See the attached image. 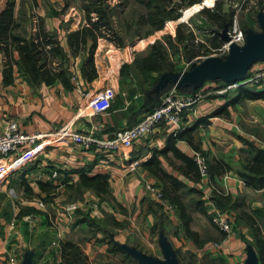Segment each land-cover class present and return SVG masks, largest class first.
I'll list each match as a JSON object with an SVG mask.
<instances>
[{"label": "crops", "instance_id": "crops-1", "mask_svg": "<svg viewBox=\"0 0 264 264\" xmlns=\"http://www.w3.org/2000/svg\"><path fill=\"white\" fill-rule=\"evenodd\" d=\"M12 1V16L19 24L15 33L27 39L37 33L40 25L44 32L52 34L63 58L58 66L57 59L47 55L46 67L53 72L60 69L64 76L50 79V83L31 81L19 71L15 51L8 55L0 52V133L7 121H13L22 133L46 135L29 159L11 164L25 153L26 149H22L5 160L11 170L0 181V264H58L59 247H49L56 233L58 243L78 245L76 238L80 234L99 238L100 224L113 231L108 237L112 248L106 250L105 256L118 253L124 264H138L131 251L158 262H163L164 252H168L176 264H248L249 257L256 264H264V247L261 255L257 249L258 240L264 246V188L246 185L237 174L249 157L255 153L264 155V85L242 84L264 60L250 63L242 79L225 83L214 70L200 71L208 58L219 59L222 69L229 66L227 52L218 48L186 61L180 57L176 63L178 73L166 72L158 77L151 74L156 81L149 90H137L134 82L122 87L120 66L131 64L135 54L143 50L135 49L141 40L115 48L98 38L93 48L89 40L70 47L66 35L85 25L79 6L77 11H61L50 4L29 6ZM214 1L202 9H210ZM6 2L0 0V12ZM227 4L223 10L228 6L234 10L230 29L224 25L213 33L198 16L200 8L186 10V14L192 12L187 23L194 42L208 44L216 38L222 45L223 31H240L242 46L248 31L260 33L257 16H264V2L257 6V0H230ZM245 26L251 28L242 32L240 27ZM152 42L147 39V45ZM182 73L176 93L201 94V99L181 114L177 128L159 123L130 148L118 151L53 142L51 133L65 124L74 133L97 141L112 139L149 113L170 90L172 78ZM232 84L237 87L228 88ZM238 89L260 93L261 98L237 100ZM100 92L109 94L110 108L104 114L92 115L85 107L86 100ZM193 149L205 159V177L194 178L186 166L184 158L192 159ZM133 160L138 166L128 171L126 166ZM253 167L258 177L257 171L263 168L257 163ZM80 176L102 177L103 192L82 188L78 184ZM146 184L162 195L166 190L170 211L145 190ZM39 202L42 208L37 207ZM68 203L78 204L79 209L62 212V206ZM91 204L97 207L87 208ZM28 209L35 213L23 214ZM214 211L229 219L228 235L211 225ZM28 214L34 215L33 223L22 220ZM151 233L156 235L157 258L146 253L152 248L148 242ZM91 242V238L83 242L86 250L81 253L89 252Z\"/></svg>", "mask_w": 264, "mask_h": 264}, {"label": "trees", "instance_id": "trees-1", "mask_svg": "<svg viewBox=\"0 0 264 264\" xmlns=\"http://www.w3.org/2000/svg\"><path fill=\"white\" fill-rule=\"evenodd\" d=\"M36 1L28 0L30 6L36 4ZM201 1L117 0L115 4L110 5L107 0H78V6L83 14L85 25L75 32L68 33L66 35L67 42L72 47L71 45L75 42L76 46H80L86 40H89L91 42L90 48H93L96 39L102 38L113 44L115 48H122L132 44L134 40L140 41L153 33L164 30L165 23L176 22L182 10L199 4ZM206 1L203 0V2ZM12 2V0H7L4 9L0 12V52L8 55L11 50L15 51L19 57V64H17L19 71L31 81L39 80L50 83V79H59L62 75L64 76V72L60 69L53 72L51 68L46 67L47 55L50 58H56L59 62L58 66L63 58L52 34L44 32L40 25L37 26V33L27 39L15 33L17 28H19V24L15 22L12 16ZM229 2L230 0H215L210 9H202L198 12L203 25L212 33L220 31L224 25H228L227 28L230 29L229 24L234 15V10L229 8V6L223 10V5H228L227 3ZM262 2L264 0H257V6L261 5ZM210 5L211 3L205 7ZM254 14L255 11L250 12L248 17ZM248 28L250 29L251 27H240V30L243 32ZM194 38L188 26L181 23L176 24L171 36L167 34L154 40L150 45L146 46L144 51L135 54L137 56L134 57L131 64L120 66L119 79L121 80V86L128 87L134 82L137 90H149L156 81V78H152L151 74L155 73L156 77H158L166 72L178 73L180 68L177 67L176 63L180 57L186 61L197 56H206L212 50L221 46V43L216 38L210 39L208 44L194 42ZM172 58H175L174 62H172ZM145 83L147 86H144ZM235 94V99L237 100L261 98L260 93L248 89H238ZM158 103L159 101L157 105ZM193 151L197 152L194 149ZM184 160L193 177L197 178L198 171L192 159L184 158ZM255 163L263 168L260 172L257 171L258 177L254 175L256 174L253 167ZM237 174L246 185L257 189L264 188V155L255 153L249 157L245 165H242V172ZM78 184L82 188L94 189L96 192L101 193L105 187L102 177L86 178L80 176ZM162 193L164 196L161 195L164 199L165 196L167 199L169 198L166 190L163 189ZM30 212L35 213L34 210L28 209L23 214ZM58 247L60 255L58 264H85V258L78 245L59 243ZM262 247H264L262 242L258 240L257 249L259 255L263 252Z\"/></svg>", "mask_w": 264, "mask_h": 264}, {"label": "built area", "instance_id": "built-area-1", "mask_svg": "<svg viewBox=\"0 0 264 264\" xmlns=\"http://www.w3.org/2000/svg\"><path fill=\"white\" fill-rule=\"evenodd\" d=\"M184 23L190 28L187 21ZM171 24L165 23V28H169L172 32ZM228 42L222 44L219 47V51H226L229 44H235L240 46L243 42V36L240 31H233L232 33H226ZM244 85L251 86H262L264 85V64L254 68L249 75L242 82ZM237 87L236 84L228 86V88ZM201 99V94H194L190 96H181L176 93V90L170 89L164 96V99L160 104L155 106L151 112L146 113L142 116L141 120L131 128L117 132L115 136L110 140L97 141L91 138L89 135H82L74 133L68 124L60 127L53 133V142H70L78 145L84 149L93 146L96 149L105 151H118L119 149H128L132 144L151 131L157 124H168L177 128L180 116L183 112L189 111L191 107ZM110 96L107 92H100L90 96L85 103V107L92 115H100L107 112L110 108ZM46 135L39 133L25 134L17 129L16 124L13 121H7L0 133V181L4 179L11 170V164L15 165L22 159H29L36 148L38 141L45 138ZM26 149L25 153L11 161V164L5 160L18 152ZM192 161L195 164L198 175L200 177L206 176V163L204 157L199 152H192ZM138 166L136 160L131 161L127 166L128 171H133ZM145 190L148 191L155 200L167 211L171 210L170 204L162 197L160 191L152 187L149 184L144 186ZM42 204L37 203V207L42 208ZM92 209L96 208V205H90ZM79 209V205L76 203H70L62 206V212L71 213ZM32 216H25L24 222L30 221ZM210 223L220 233L228 235L230 233L229 219L223 216L218 211H214L210 217Z\"/></svg>", "mask_w": 264, "mask_h": 264}, {"label": "water", "instance_id": "water-1", "mask_svg": "<svg viewBox=\"0 0 264 264\" xmlns=\"http://www.w3.org/2000/svg\"><path fill=\"white\" fill-rule=\"evenodd\" d=\"M201 10L203 8L200 5ZM257 20L260 33L254 34L248 31L245 35L244 43L242 46L235 44H229L227 46V57L229 59V66L226 69H222L220 60L215 58H208L200 65V71L206 68L214 70L218 78H221L225 83H232L237 79H242L245 71L250 63L254 61L264 60V16L259 14ZM221 40L225 43L228 42L225 31L221 34ZM183 73L172 78L169 83V88L179 90L182 83ZM158 85V84H157ZM156 92V91H155ZM158 92V90H157ZM130 255L136 259L138 264H176L171 253L164 252V261L158 262L149 258H145L140 254L131 251ZM248 264H256L254 259L249 257Z\"/></svg>", "mask_w": 264, "mask_h": 264}, {"label": "rangeland", "instance_id": "rangeland-1", "mask_svg": "<svg viewBox=\"0 0 264 264\" xmlns=\"http://www.w3.org/2000/svg\"><path fill=\"white\" fill-rule=\"evenodd\" d=\"M107 1H108V3L110 5H113V4H115L117 2V0H107ZM19 3L20 4H24V5H29L28 0H19ZM40 3L41 4H44L45 3L46 5L50 4L55 9L61 10V11H63V9H65V8L75 9L77 11V6H78V0H44V1L37 0L36 1V5L37 4H40ZM191 14H192V12H190L188 14H186V12H182V14L180 13V17L177 19L176 22H172V23L169 22V23H171L170 26H171V29H172L171 35L173 34V30H174L175 25L176 24H180L179 20L180 21H184V20L187 21V18ZM63 15H64V13H63ZM65 15H68V10H66ZM34 18H35V20H37L36 17H34ZM181 24H184V23H181ZM169 28H165L164 29L165 31L162 30L160 32L153 33L151 36L147 37L146 39L141 40L140 41V44L135 48L137 50V52L140 51L139 48H141V50L143 49L142 51H144V49L146 48V46L148 44L147 43V39H150L151 41H154V40H156L157 38H160L163 35H167L170 32ZM136 41H138V40H134V42H136ZM143 46H144V48H142ZM172 61H174L173 58H172ZM163 99H164V97L161 98V100L159 101L158 104H160ZM245 121H247V120L245 119ZM68 204H70V203H68ZM91 206H92V204H91ZM87 208H90V206L87 205ZM26 216H32V215H26ZM24 217H22V220H23ZM33 217L34 216H32V219L30 221H28V223H33V221H35V218H33ZM98 228L101 231H98V233L100 235H99V238H96V239H94V237L92 235H88V234L87 235L80 234L78 236H77V234L75 235V236H77V238H76L77 239L76 240L77 242L76 243H78V246H79L80 251H85L86 250V246L84 245L83 242L85 240H87V239H90V238L92 239V242H91V244H89V248H88V251L89 252H87L86 255H84L82 253V255L85 258L84 263L85 264H124V263L120 262V259H122V255H120L118 253H115L114 252L113 253V256L112 255H110L109 257L105 256V253L107 254L106 250L109 251L112 248V247H110V244L108 242V237L111 236V234H113V231L111 232V231L107 230L104 227V225H102V224H100L98 226ZM102 231H105V233L102 232ZM54 238H55L54 241L50 243V246L49 247H56V248H58V246H59V243H58V241H59V235L56 233L55 236H54ZM98 239H100V240L97 241ZM149 241L152 244L151 245L152 248L151 249H148V251L146 253L149 256H153L155 258L159 257V254L157 252L156 242H155L156 241V235H154V234L151 233L150 237L148 238V242ZM134 244L137 245V243H134ZM138 248L141 249L142 246H138ZM109 254H111V253L109 252ZM182 257L185 258L187 256H185V255L183 256L182 255ZM126 264H128V263H126ZM130 264H134V263L133 262H130Z\"/></svg>", "mask_w": 264, "mask_h": 264}, {"label": "bare ground", "instance_id": "bare-ground-1", "mask_svg": "<svg viewBox=\"0 0 264 264\" xmlns=\"http://www.w3.org/2000/svg\"><path fill=\"white\" fill-rule=\"evenodd\" d=\"M202 3H203L202 6L205 7V6H208L211 3V1L210 0H207L206 2H202ZM199 6H200V4L194 5L192 7H189V8L184 9L182 12H186L187 9H190V10L193 9L194 11H196L197 9L200 8Z\"/></svg>", "mask_w": 264, "mask_h": 264}]
</instances>
